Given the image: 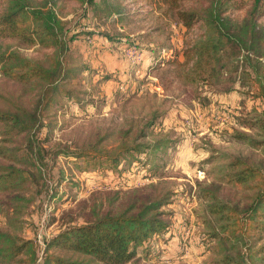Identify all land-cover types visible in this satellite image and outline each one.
Wrapping results in <instances>:
<instances>
[{
    "label": "rangeland",
    "instance_id": "obj_1",
    "mask_svg": "<svg viewBox=\"0 0 264 264\" xmlns=\"http://www.w3.org/2000/svg\"><path fill=\"white\" fill-rule=\"evenodd\" d=\"M193 1L184 2L183 7L205 2ZM31 2L56 12L67 38L75 36L69 44L72 63L86 70L67 85L80 101L58 97L38 130L30 134L34 139L31 158L16 165L27 172L29 185L19 195L23 199L9 202L8 194L0 192V231L19 243L30 242V248L15 260L0 257V264H43L46 254L88 259L60 247L47 251V243L60 231L92 220L94 204L99 212L105 211L112 193L119 194L116 211L125 195L134 191L170 194L163 211L172 231L163 248H139L129 264H221L226 252L235 256L229 244L223 251L211 237L214 219L200 190L216 183L220 186L216 193L224 201L244 204L251 193L227 185L226 165L239 157L264 172V148L233 138L235 132H245L260 140L257 130L245 129L242 120L264 110V102L247 93L251 83L245 77L239 79L242 65L230 63L207 82L186 84L181 68L164 63L181 58L185 42L204 37L206 31L199 26L185 29L163 14L154 0H95V5L87 0ZM244 14L241 10L232 17L241 21ZM258 26L264 30V16ZM10 52L45 60L51 51L0 38V54ZM35 94V89L15 84L0 72V109L9 108L11 96L31 109ZM152 117L142 142L167 144L141 155L130 166L85 171L82 161L57 153L94 145L112 150L121 141L130 142ZM5 133L0 125V148L21 144L23 151L27 149L23 136ZM7 160L0 156V163ZM261 236L255 248L264 244ZM32 252L34 263L29 262ZM246 260L264 264V254Z\"/></svg>",
    "mask_w": 264,
    "mask_h": 264
},
{
    "label": "trees",
    "instance_id": "obj_2",
    "mask_svg": "<svg viewBox=\"0 0 264 264\" xmlns=\"http://www.w3.org/2000/svg\"><path fill=\"white\" fill-rule=\"evenodd\" d=\"M94 1L87 0V3L95 5ZM190 1L154 0L163 14L185 29L199 26L206 31L204 37L185 42L181 58L174 57L164 65L181 68L184 82L197 84L214 78L230 63L240 64L243 68L239 79L244 81L245 77L251 83L247 93L253 100L264 102V30L258 26V20L264 16V0H194L198 4L183 7L184 2ZM241 10L245 12L242 20L234 19L232 14ZM0 38L51 51L45 60H33L16 52L0 54L1 74L15 84L36 90L31 109L12 96L9 108L0 109V125L4 126L5 134L21 135L27 142L24 151L21 144L13 149L0 148V156L8 157V162L0 163V192L8 194L9 202H17L23 199L19 195L29 185L27 172L16 165L22 164V160L28 163L31 158L34 139L30 134L38 130L45 112L58 97L80 101L67 85L74 82L86 66L72 63L69 44L75 36L67 38L63 21L56 12L47 6L33 5L31 0H0ZM154 118L130 142L121 141L112 150L94 145L57 153L82 161L85 171H115L122 164L130 166L138 162L141 155L167 144L166 141L158 144L142 142ZM242 125L245 129L257 130L260 140L245 132H235L234 140L252 148H264V110L252 117L248 115ZM128 133L125 132V136ZM223 176L228 186L251 194L246 196L249 201L243 204L240 200L224 201L216 193L220 188L216 183L200 190L208 202L207 212L214 219L211 237L221 250L226 251L227 244L236 250L235 256L226 252L221 264H247L246 259L252 255L264 254V244L255 248L264 234V172L242 158L233 157ZM118 199L119 194L112 193L107 200L108 208L103 212H99V206L94 204L92 220L60 231L47 243V251L60 247L88 259L71 260L46 254L43 264H129L139 248H163L169 240L166 235L172 231L168 215L163 211L170 203V194L134 191L125 195L115 211L113 207ZM29 246L30 242L19 243L18 238L0 231V257L3 260H15ZM31 254L29 262L34 263V254Z\"/></svg>",
    "mask_w": 264,
    "mask_h": 264
}]
</instances>
